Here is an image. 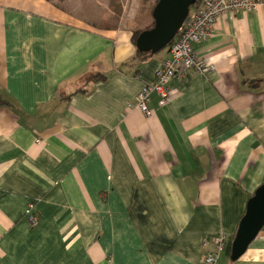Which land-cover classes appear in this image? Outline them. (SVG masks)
Returning <instances> with one entry per match:
<instances>
[{
	"label": "crops",
	"instance_id": "0c3cea01",
	"mask_svg": "<svg viewBox=\"0 0 264 264\" xmlns=\"http://www.w3.org/2000/svg\"><path fill=\"white\" fill-rule=\"evenodd\" d=\"M62 1L0 0V264H207L219 233L213 264H264V225L228 255L264 183V7L218 17L193 44L210 69L145 115L169 50L128 60L153 0Z\"/></svg>",
	"mask_w": 264,
	"mask_h": 264
},
{
	"label": "built area",
	"instance_id": "2783aa9c",
	"mask_svg": "<svg viewBox=\"0 0 264 264\" xmlns=\"http://www.w3.org/2000/svg\"><path fill=\"white\" fill-rule=\"evenodd\" d=\"M258 6L264 7V0H198L196 7L184 20L178 29L173 43L169 47V55L162 60L155 71V81L151 84H145L137 93L134 103H128V106L135 105L145 115L150 114L148 101L151 92L159 95V105H165L168 99V83L170 79L176 78L182 80L190 71L203 73L210 69L198 58L193 48L206 39L212 30L214 22L226 12L252 11ZM28 221L36 223L34 214L28 212ZM214 249L208 253L204 261L207 264H213L219 257L227 244V237L224 233H219L214 241Z\"/></svg>",
	"mask_w": 264,
	"mask_h": 264
},
{
	"label": "water",
	"instance_id": "95a60500",
	"mask_svg": "<svg viewBox=\"0 0 264 264\" xmlns=\"http://www.w3.org/2000/svg\"><path fill=\"white\" fill-rule=\"evenodd\" d=\"M196 0H157L152 9L153 27L142 30L135 41L139 51L158 53L175 37ZM264 225V183L248 199L230 243V260H237Z\"/></svg>",
	"mask_w": 264,
	"mask_h": 264
},
{
	"label": "trees",
	"instance_id": "16d2710c",
	"mask_svg": "<svg viewBox=\"0 0 264 264\" xmlns=\"http://www.w3.org/2000/svg\"><path fill=\"white\" fill-rule=\"evenodd\" d=\"M156 1L157 0H155L154 4L151 6V10H150L151 16H152V9H153ZM110 2L112 3V7H113V4H117L118 6L120 5L119 4V0H110ZM197 3H198V0H196L195 3L192 4L189 7V13L194 7H196ZM153 24H154V21H153V18H152L151 22L148 25L144 26L141 29H137V30L132 31L131 37H130L131 43L135 46V41H136V37L138 36V34L144 29H149V28L153 27ZM172 43H173V40L164 49H168L169 50V47L171 46ZM164 49H162V50H164ZM161 51H159V52H161ZM155 54H157V53H155ZM155 54H152L150 52H145V51H139V50H137L135 48V52L132 55V57H130L128 62H132V61L133 62H138V63L145 62L146 60H148L150 57H152ZM105 79H106L105 76L102 75V74H99V73L98 74H91V75L86 77L84 83L80 87H78L75 92L85 93L87 91V86H90L92 83H95V82H98V81H104ZM0 105H9V104H8V102H6L5 100H3L0 97ZM231 241L232 240H230L229 244H228L229 245L228 253L230 252V243H231Z\"/></svg>",
	"mask_w": 264,
	"mask_h": 264
},
{
	"label": "rangeland",
	"instance_id": "374dc122",
	"mask_svg": "<svg viewBox=\"0 0 264 264\" xmlns=\"http://www.w3.org/2000/svg\"><path fill=\"white\" fill-rule=\"evenodd\" d=\"M74 1H75V0H74ZM154 1H155V0H153V2H154ZM82 2H83V3H86V0H82ZM56 3L59 4V5H60V4L62 5L63 1H62V0H56ZM77 3H79V0H77ZM83 3H82V4L80 3V7H81V8H83L82 6H84ZM152 4H154V3H152ZM85 6L88 7V3H86ZM164 50H165V49H164ZM164 50H162V51H164ZM162 51H161V52H162ZM225 235H226V234H225ZM221 255H222V253L220 252L219 256H221ZM219 258H220V257H219Z\"/></svg>",
	"mask_w": 264,
	"mask_h": 264
}]
</instances>
